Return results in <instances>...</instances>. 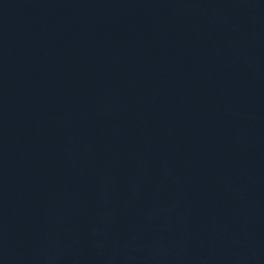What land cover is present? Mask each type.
<instances>
[{"label":"water","instance_id":"water-1","mask_svg":"<svg viewBox=\"0 0 264 264\" xmlns=\"http://www.w3.org/2000/svg\"><path fill=\"white\" fill-rule=\"evenodd\" d=\"M0 264H264V0H0Z\"/></svg>","mask_w":264,"mask_h":264}]
</instances>
